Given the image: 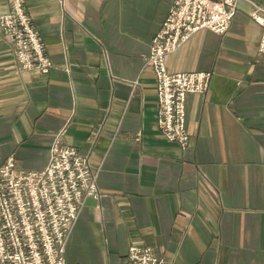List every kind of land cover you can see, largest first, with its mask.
Segmentation results:
<instances>
[{
    "label": "crops",
    "instance_id": "1",
    "mask_svg": "<svg viewBox=\"0 0 264 264\" xmlns=\"http://www.w3.org/2000/svg\"><path fill=\"white\" fill-rule=\"evenodd\" d=\"M22 1L52 67L20 70L0 30V165L41 169L55 141L88 157L99 196L66 263L127 264L136 244L166 264H264V57L249 16L264 0H238L225 33L199 30L166 56L168 72H212L186 97L185 148L156 125L147 63L172 0Z\"/></svg>",
    "mask_w": 264,
    "mask_h": 264
},
{
    "label": "built area",
    "instance_id": "2",
    "mask_svg": "<svg viewBox=\"0 0 264 264\" xmlns=\"http://www.w3.org/2000/svg\"><path fill=\"white\" fill-rule=\"evenodd\" d=\"M238 0H172L160 29L153 35L147 63L155 78L156 125L179 147L189 143L185 102L190 93L204 94L211 71L168 72L166 56L194 33L207 29L225 33ZM250 18L261 27L258 52L264 57V9L254 5ZM0 30L13 45L20 70L47 73L51 59L31 24L22 0L0 14ZM99 196L88 157L55 141L45 167L20 170L9 156L0 165V264H67V235L87 198ZM127 264H166L143 245H130Z\"/></svg>",
    "mask_w": 264,
    "mask_h": 264
},
{
    "label": "rangeland",
    "instance_id": "3",
    "mask_svg": "<svg viewBox=\"0 0 264 264\" xmlns=\"http://www.w3.org/2000/svg\"><path fill=\"white\" fill-rule=\"evenodd\" d=\"M26 71V70H25Z\"/></svg>",
    "mask_w": 264,
    "mask_h": 264
}]
</instances>
